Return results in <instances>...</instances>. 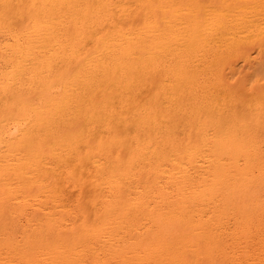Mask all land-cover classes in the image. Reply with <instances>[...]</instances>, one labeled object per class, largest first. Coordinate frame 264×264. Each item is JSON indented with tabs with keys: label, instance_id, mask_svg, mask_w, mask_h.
I'll list each match as a JSON object with an SVG mask.
<instances>
[{
	"label": "bare ground",
	"instance_id": "obj_1",
	"mask_svg": "<svg viewBox=\"0 0 264 264\" xmlns=\"http://www.w3.org/2000/svg\"><path fill=\"white\" fill-rule=\"evenodd\" d=\"M0 264H264V0H0Z\"/></svg>",
	"mask_w": 264,
	"mask_h": 264
}]
</instances>
